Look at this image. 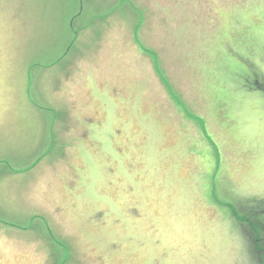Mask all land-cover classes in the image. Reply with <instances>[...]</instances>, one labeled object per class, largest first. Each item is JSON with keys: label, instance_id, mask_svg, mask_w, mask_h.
<instances>
[{"label": "rangeland", "instance_id": "rangeland-1", "mask_svg": "<svg viewBox=\"0 0 264 264\" xmlns=\"http://www.w3.org/2000/svg\"><path fill=\"white\" fill-rule=\"evenodd\" d=\"M263 86L264 0H0V264H264Z\"/></svg>", "mask_w": 264, "mask_h": 264}, {"label": "flooded vegetation", "instance_id": "flooded-vegetation-1", "mask_svg": "<svg viewBox=\"0 0 264 264\" xmlns=\"http://www.w3.org/2000/svg\"><path fill=\"white\" fill-rule=\"evenodd\" d=\"M245 225H246V231L248 232L249 230H252V228L254 227L253 226V222L252 221H250V217L249 216H247L246 217V222L244 223ZM262 226H264V224L262 225ZM249 229V230H248ZM254 234V233H253ZM262 234L259 232V233H256L255 232V234H254V238L256 239V236H257V241H261L262 240V236H261ZM254 239V240H255ZM259 252H264V249H262L261 247H259Z\"/></svg>", "mask_w": 264, "mask_h": 264}, {"label": "crops", "instance_id": "crops-1", "mask_svg": "<svg viewBox=\"0 0 264 264\" xmlns=\"http://www.w3.org/2000/svg\"><path fill=\"white\" fill-rule=\"evenodd\" d=\"M248 91V90H247ZM253 92H254V94L256 95V96H258L257 97V99H258V101H259V103L261 104V108L262 109H264V94L262 93V92H259L258 90H253ZM264 92V91H263ZM262 99H261V98ZM249 103L252 105V107L254 106V104L251 102V100L249 101Z\"/></svg>", "mask_w": 264, "mask_h": 264}, {"label": "trees", "instance_id": "trees-1", "mask_svg": "<svg viewBox=\"0 0 264 264\" xmlns=\"http://www.w3.org/2000/svg\"><path fill=\"white\" fill-rule=\"evenodd\" d=\"M264 87V86H263ZM238 218L242 221V222H245L246 221V217H244V216H240V215H238ZM253 229L255 230V232L256 233H258V228L257 227H260V228H264L263 226H262V224H260V225H258V224H255V223H253ZM257 226V227H256ZM259 247H261L262 249H264V245H262V246H259ZM263 263V262H262Z\"/></svg>", "mask_w": 264, "mask_h": 264}]
</instances>
